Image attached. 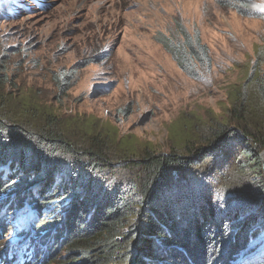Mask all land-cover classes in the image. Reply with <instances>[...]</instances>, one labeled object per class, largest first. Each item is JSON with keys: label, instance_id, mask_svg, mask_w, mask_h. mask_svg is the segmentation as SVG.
<instances>
[{"label": "trees", "instance_id": "16d2710c", "mask_svg": "<svg viewBox=\"0 0 264 264\" xmlns=\"http://www.w3.org/2000/svg\"><path fill=\"white\" fill-rule=\"evenodd\" d=\"M228 1L264 22L260 3ZM181 32L159 42L201 79L213 69L210 50L199 31ZM263 69L261 46L227 121L189 129L170 155L110 129H74L30 100L10 106L0 93V216L34 214L21 251L0 222V264H264L255 246L264 238ZM56 82L72 88L69 73Z\"/></svg>", "mask_w": 264, "mask_h": 264}, {"label": "rangeland", "instance_id": "374dc122", "mask_svg": "<svg viewBox=\"0 0 264 264\" xmlns=\"http://www.w3.org/2000/svg\"><path fill=\"white\" fill-rule=\"evenodd\" d=\"M181 30L199 31L210 50L213 69L201 79L159 42ZM261 46L264 22L228 0H0V93L10 106L30 100L74 129H110L116 140L134 136L170 155L189 129L227 121L231 93L249 78ZM62 72L72 77L69 91L56 82ZM207 173L194 170V179ZM33 216L29 208L0 216L18 251Z\"/></svg>", "mask_w": 264, "mask_h": 264}, {"label": "water", "instance_id": "95a60500", "mask_svg": "<svg viewBox=\"0 0 264 264\" xmlns=\"http://www.w3.org/2000/svg\"><path fill=\"white\" fill-rule=\"evenodd\" d=\"M261 157H262V161H263V163H264V153L261 154ZM263 167H264V166H263Z\"/></svg>", "mask_w": 264, "mask_h": 264}]
</instances>
